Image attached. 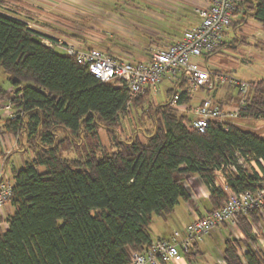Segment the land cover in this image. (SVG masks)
<instances>
[{"label":"trees","instance_id":"1","mask_svg":"<svg viewBox=\"0 0 264 264\" xmlns=\"http://www.w3.org/2000/svg\"><path fill=\"white\" fill-rule=\"evenodd\" d=\"M241 7L243 16L264 25V0H242ZM43 37L3 10L0 0V72L14 89L9 98L18 102L4 129L23 135L33 151L14 171L9 201L15 211L8 228L0 230V264H132V253L154 242V216L167 217L180 199L189 198L188 175L197 173L209 185L212 210L228 199L216 184L219 172L236 192L256 190L264 182L257 170L240 164L241 158L254 159L263 169L264 137L246 123L264 119V78L251 82L240 119L211 120L205 132L191 125L187 112L170 107L171 98L153 105L151 94H143L136 106L153 126L126 139L121 113L128 88L95 77ZM0 93L9 94L1 82ZM188 101L182 91L178 103ZM102 129L109 145L102 141ZM84 140L91 141L84 153L64 154ZM247 216L239 223L249 231ZM239 249L238 240L227 243V264H264V255L251 246L244 263Z\"/></svg>","mask_w":264,"mask_h":264},{"label":"crops","instance_id":"2","mask_svg":"<svg viewBox=\"0 0 264 264\" xmlns=\"http://www.w3.org/2000/svg\"><path fill=\"white\" fill-rule=\"evenodd\" d=\"M1 1L3 10L26 21L29 27L45 36L63 37L78 46L98 48L111 56L132 62L150 61L157 47H165L179 40L186 30L200 23L197 9L211 3V0ZM243 14L244 8L234 15L226 32L225 43L216 53L194 60L200 61L204 67L234 75L242 64L252 66L264 59V25L252 16ZM56 49L63 51L61 48ZM254 78L243 76L242 79L250 83L262 79ZM164 81L171 85L166 90V97L173 88L178 92H186L189 101L182 103L187 105L185 112L191 113V109L209 96L225 106L236 105L230 97L231 88L223 84L217 90L201 88L189 96V82L184 76L166 77ZM222 88L226 93L218 97ZM161 91L159 85L156 94L160 95ZM0 114V179L8 178L14 184V171L22 168L33 157V151L27 146L23 135L5 131L4 123L10 116L2 110ZM189 116L193 120V114ZM259 162L263 164V169L253 159L250 172L257 170L264 176V161L262 159ZM232 171H236V168ZM184 184L189 191V198L180 199L174 212L167 217L154 216L151 225L154 242L171 238L176 230L184 231L191 221L207 215L213 209L211 189L199 174L188 175ZM216 184L229 193L231 188L220 172L216 176ZM14 211L11 202L0 211V230L8 228L9 218ZM247 220L250 222L249 231L240 223L236 226L222 225L195 242L189 255L166 264H227L225 248L230 240L240 242V256L244 263V254L249 246L264 255V209L257 211L256 215H248Z\"/></svg>","mask_w":264,"mask_h":264},{"label":"built area","instance_id":"3","mask_svg":"<svg viewBox=\"0 0 264 264\" xmlns=\"http://www.w3.org/2000/svg\"><path fill=\"white\" fill-rule=\"evenodd\" d=\"M241 3L242 0H211L208 6L198 8L200 23L186 30L176 42L157 47L150 61H125L98 48L78 46L74 41L62 37L46 36L42 40L51 48H61L66 54L74 56L78 63L102 81L116 86L125 85L129 90L126 108L143 94L157 93L160 83L166 77L184 76L189 82V96L201 88L213 91L226 82L239 87L241 97L234 107L223 106L220 101L209 96L191 109L194 116L191 125L196 130L205 132L211 120L223 122L240 117L249 105L248 98L252 88L250 82L238 79L224 70L204 67L200 61L194 60L212 54L222 47L234 15L242 12ZM8 92L13 95L14 89L9 87ZM180 94L181 92L174 93L170 106L186 111L187 105L178 103ZM17 104L18 102L9 98L8 102L0 106V110L13 117L16 115L14 109ZM226 167L235 170L234 165ZM12 192L13 183L8 178L0 179V211L10 202ZM262 209L264 182L256 190L236 192L230 189L228 199L221 208L195 218L184 231L176 230L171 238L153 242L144 252H133L132 264H166L168 261L181 260L191 252L194 243L207 234L225 224L236 226L243 216Z\"/></svg>","mask_w":264,"mask_h":264},{"label":"rangeland","instance_id":"4","mask_svg":"<svg viewBox=\"0 0 264 264\" xmlns=\"http://www.w3.org/2000/svg\"><path fill=\"white\" fill-rule=\"evenodd\" d=\"M217 51H215L214 53H216ZM233 76H235L236 78L241 79V80H243L242 79L243 76H245V77L246 76L247 77H255L254 79H258L257 77H259V79L260 78H264V59L258 60V63L254 64L252 66H250V65L247 66L246 64H242V67H240L237 70V73L234 74ZM0 82L2 83V85L5 88H7L8 81L6 80V74L3 72V70H1V72H0ZM160 85H161V90H162L161 94L158 95L156 93L155 94L152 93V95H151V99H152L151 102H152L153 105H156L159 102H164V101L168 100L169 98L172 99V97H173L170 94H169V96L166 97V94H165L167 88H169L171 86V85H169V83L164 81V82L160 83ZM223 85L231 88L230 89V97L232 96L231 99L234 101V104L237 105L239 100H240V97H241V93H240L239 87L234 86V85L230 84L229 82H226ZM217 89H218V87L215 90H217ZM225 93L226 92H225L224 88H222L220 90V92L218 93V97H220V95H225ZM0 96H1L0 97V106H2L6 102H8V99L10 97V92H9V94L0 93ZM138 98H136L132 102V104L128 108H125L124 111L121 113V120H122V124H123V130L121 132L122 138L128 139L133 134H135L137 132H140L141 128H146V129L150 128L151 129L152 126H153V122L151 120H149L147 115L146 114H142V110L139 109L140 106H136V100ZM171 99H170V101H171ZM217 101H219V100H217ZM220 104H222V103H220ZM222 105L225 106L224 104H222ZM236 105H234V106H236ZM234 106L230 105L229 107H234ZM15 109L18 111L17 108H15ZM17 111H15V113H17ZM180 111H182V110H180ZM187 113L189 115H191L190 112L187 111ZM238 119H240V117L232 118L230 120H238ZM246 124L248 126L252 127L254 130H256L258 133H260V135H262L264 137V119H261V118L252 119L251 123L249 122V123H246ZM100 132H101L102 141L105 144L109 145V143H110L109 134L103 129ZM61 134H63V133H61ZM140 135L143 137V139H145V137L142 134H140ZM90 142H91L90 140L89 141L88 140L87 141L84 140V142L80 143L79 147L75 148L74 146H72L71 148H68L67 150H65L64 154L67 155V156H72V157L73 156H79L82 153H84L88 147L91 146ZM251 161L250 160H248V161L247 160H242V162H240V164H242L244 167L248 168V170L251 171V169H252Z\"/></svg>","mask_w":264,"mask_h":264},{"label":"water","instance_id":"5","mask_svg":"<svg viewBox=\"0 0 264 264\" xmlns=\"http://www.w3.org/2000/svg\"><path fill=\"white\" fill-rule=\"evenodd\" d=\"M0 118H1V114H0Z\"/></svg>","mask_w":264,"mask_h":264}]
</instances>
